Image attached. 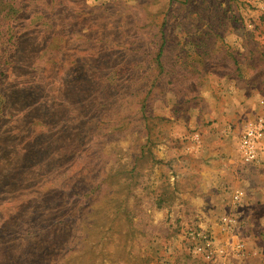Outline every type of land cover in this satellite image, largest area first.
<instances>
[{
    "label": "rangeland",
    "instance_id": "obj_1",
    "mask_svg": "<svg viewBox=\"0 0 264 264\" xmlns=\"http://www.w3.org/2000/svg\"><path fill=\"white\" fill-rule=\"evenodd\" d=\"M4 3L0 220L21 234L0 264H205L192 226L264 264V228L240 223L264 201L248 194L264 190V144L253 164L238 151L241 124L264 116V0ZM28 80L46 110L15 85Z\"/></svg>",
    "mask_w": 264,
    "mask_h": 264
},
{
    "label": "built area",
    "instance_id": "obj_2",
    "mask_svg": "<svg viewBox=\"0 0 264 264\" xmlns=\"http://www.w3.org/2000/svg\"><path fill=\"white\" fill-rule=\"evenodd\" d=\"M241 125L238 144L241 162L243 164L256 163L264 144V116L249 118ZM195 137L199 139L200 135L197 133ZM243 195V191L236 190L233 195L234 200L239 202ZM221 223L226 228H233L237 224V218L231 214L224 215ZM188 235L191 240L192 253L202 259L205 264H235L239 257L246 254L245 243L242 241L232 246V252H228L227 248H219L216 235L202 226H192Z\"/></svg>",
    "mask_w": 264,
    "mask_h": 264
},
{
    "label": "trees",
    "instance_id": "obj_3",
    "mask_svg": "<svg viewBox=\"0 0 264 264\" xmlns=\"http://www.w3.org/2000/svg\"><path fill=\"white\" fill-rule=\"evenodd\" d=\"M13 6V4H9V5H7V4H5L4 3V0H0V14L2 13V11L4 10V8H6V7H12ZM19 11V10H18ZM15 27V25H11V28H14ZM3 29H4V23H3V19L2 18H0V36H1V34H2V32H3ZM1 47V46H0ZM16 49H17V46L15 47ZM15 53H16V51H15ZM17 55H19L20 56V52H18V54ZM32 69H35V68H32ZM5 70L6 69H3L2 70V73L5 75ZM32 72H34V71H32ZM31 72V75L30 76H34V77H37V76H39L40 75V72L39 71H36L35 72V74L34 73H32ZM8 71H7V73H6V75H8ZM5 75V78L7 77ZM40 77V76H39ZM39 79V78H38ZM40 80H37V81H34V80H28V81H22V82H16V84H15V82H13L12 83V85H16V87H18V89L19 90H23L24 92H33V95L34 94H37L36 95V97L38 98V107L41 109V110H46L47 109V102H48V98L44 95V88H43V86L40 84V82H39ZM5 90H3V92H4ZM8 104H9V102H6L5 103V106L3 107V108H1L0 109V115H1V118L2 119H4L6 116V111H7V108H8ZM36 111L38 110V109H35ZM22 114H21V118H17V116L16 115H14L15 116V118H17V121H24L25 123H36V122H39L38 121V119H37V117H40V116H34V115H32L31 114V112L29 111H27V110H25V109H23L22 110V112H21ZM41 114V113H40ZM14 116H13V118H14ZM42 117V116H41ZM39 120H40V122H42L43 121V118H39ZM4 188V187H3ZM3 188H1V189H3ZM4 220H0V256H3L2 255V253H3V250H2V243H1V240H4L5 238L7 239V238H10L11 236H13V235H19V234H21L20 232H13L11 229H5L4 228V222H3ZM33 223H34V227H32V229H34L35 228V230H37L38 232H40V230H41V226L43 225H41V223H37V222H34L33 221ZM29 235H34V234H29ZM0 260H1V258H0Z\"/></svg>",
    "mask_w": 264,
    "mask_h": 264
},
{
    "label": "crops",
    "instance_id": "obj_4",
    "mask_svg": "<svg viewBox=\"0 0 264 264\" xmlns=\"http://www.w3.org/2000/svg\"><path fill=\"white\" fill-rule=\"evenodd\" d=\"M229 123V122H228ZM229 127H230V124H227ZM226 125V126H227ZM225 126V127H226ZM227 126V127H228ZM229 131H230V128H229ZM199 150H197L196 152H198ZM241 160V159H240ZM201 166H203V164L201 163L200 164ZM261 187H258V191H256V192H253L252 190H248V194H249V196L250 197H253L254 195H258L259 197H261V198H264V190H262V189H260ZM210 189V188H209ZM205 190H207V189H205ZM211 190H213V189H211ZM205 193H203V195H204ZM247 195V194H246ZM257 209H259V210H257ZM255 214H257L256 215V217H255ZM254 218H255V220H254ZM254 220V221H253ZM240 223H242V225H244V228H252L253 227V223H255L256 225H258V226H260V227H262V228H264V201H263V204L262 205H260V206H251V207H249L247 210H246V216H245V218H242V220H241V222ZM252 236V235H251ZM254 236V235H253ZM260 237H262V236H260ZM259 239V237L256 239V240H258ZM250 240V241H249ZM254 243H256V241H254V240H252V238L250 237V239H248V244H249V246L248 247H252V245L254 244ZM250 255V253L249 252H247V255L246 256H242V257H239V259H242L243 258V260H245L244 261V264H247V263H245V262H248V260L250 259H252V258H255V257H260V256H249ZM236 262V261H235ZM242 264V263H241Z\"/></svg>",
    "mask_w": 264,
    "mask_h": 264
}]
</instances>
